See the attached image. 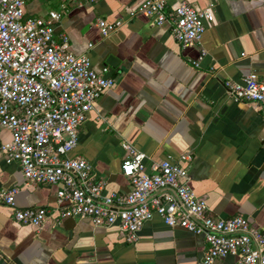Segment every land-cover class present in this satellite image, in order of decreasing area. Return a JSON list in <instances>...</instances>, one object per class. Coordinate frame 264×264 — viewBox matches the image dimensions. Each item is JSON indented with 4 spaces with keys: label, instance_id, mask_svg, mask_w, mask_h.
I'll use <instances>...</instances> for the list:
<instances>
[{
    "label": "crops",
    "instance_id": "crops-1",
    "mask_svg": "<svg viewBox=\"0 0 264 264\" xmlns=\"http://www.w3.org/2000/svg\"><path fill=\"white\" fill-rule=\"evenodd\" d=\"M177 1L165 0L166 7ZM184 1L213 14L199 43L184 49L167 27H150L134 13L138 0H25L23 18L46 19L56 11L54 33L67 37L69 52L86 55L95 71L109 68L114 85L86 113L70 153L88 163L103 194L128 191L121 143L143 153L146 164L188 152L190 160L179 163L207 214L243 216L264 233V108L234 101L224 87L248 73L264 82V0ZM96 19L123 24L101 37ZM200 50L204 56L193 68ZM9 137L0 131V144ZM10 188L18 190L15 209L42 208L48 218L39 229L19 225L12 209L0 204V264H199L202 238L169 229L156 216L142 225L133 245L116 225L60 219L57 187L25 185L18 165L0 153V189Z\"/></svg>",
    "mask_w": 264,
    "mask_h": 264
},
{
    "label": "built area",
    "instance_id": "built-area-1",
    "mask_svg": "<svg viewBox=\"0 0 264 264\" xmlns=\"http://www.w3.org/2000/svg\"><path fill=\"white\" fill-rule=\"evenodd\" d=\"M24 2L0 0V131L10 136L0 144V153L6 162L18 165L25 185L56 186L60 219L87 220L93 227L116 225L129 245L137 242L142 225L156 216L169 229L179 227L202 238L199 264H216L226 257L234 258L235 264H264V233L243 216L211 218L205 202L190 190L187 170L179 163L190 160L188 152L146 164L143 153L121 143L120 173L128 191L103 194V182L93 178L88 163L70 153L86 113L113 87L114 80L109 68L93 70L86 55L69 52L64 34L55 35L59 13L48 11L46 19H24ZM134 13L150 27H167L183 49L198 44L205 26L213 21L210 10L184 0L171 8L165 0H138ZM122 24L96 19L94 26L106 37ZM203 56L200 50L191 67L198 68ZM224 87L234 101L264 108V82L254 73L239 82L225 81ZM17 191L0 189V204L12 209L15 223L39 229L48 218L47 211L15 209Z\"/></svg>",
    "mask_w": 264,
    "mask_h": 264
}]
</instances>
